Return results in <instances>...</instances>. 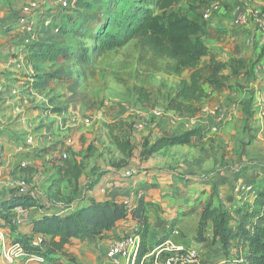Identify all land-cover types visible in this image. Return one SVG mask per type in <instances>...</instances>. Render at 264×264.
Instances as JSON below:
<instances>
[{
    "label": "rangeland",
    "instance_id": "obj_1",
    "mask_svg": "<svg viewBox=\"0 0 264 264\" xmlns=\"http://www.w3.org/2000/svg\"><path fill=\"white\" fill-rule=\"evenodd\" d=\"M91 1L93 7L78 15L72 7L64 9L60 0H0V36L10 38L6 41H2L3 37L2 40L0 38L1 50L7 44L14 50L17 46L26 50L29 44L38 40L64 44L70 50L61 61L49 63L36 59L28 63L23 59L24 68L18 70L21 73L7 74L6 71H0V82L4 79L3 75H15L14 79H10L11 91L18 87L15 85L20 81L22 84L17 93L20 89L22 92H29L28 102L23 101V106L17 108L23 112L18 113L19 117L13 114L7 118L8 115H5L7 121L5 120L3 132H7L12 140L20 142L23 150L13 154L15 148H7L10 149L7 153L12 156L4 163L5 181L0 183V198L17 194L18 182L25 180L29 187L27 195L39 203L68 206L88 192L87 187L92 180H97L100 174L106 172L105 177H101V185H97L92 192L105 195L113 187L117 188L115 186H131L132 190L127 189L133 197L129 207L131 210L142 195H149V191L138 189L140 178L144 180L148 171L161 174L162 181L169 180L173 177L172 174L177 173L190 176L191 179H202L209 190V195L200 201L204 207L211 198L215 205L219 202L222 182L231 179L233 193L239 195V198L252 201V192L248 193L252 185L249 184V170L255 155L249 156L248 152L252 139L251 129L240 125L239 110L232 114L234 116L230 124L229 120L225 123L217 121L222 115V120L227 118L226 113L221 112L225 108V95L217 94L198 105L201 110L207 108L208 117L215 119L217 125L222 123L217 126L218 131L211 132L212 140L207 143L206 150L201 151L196 145L179 146L150 157L142 156L146 139L152 142L163 135L181 133L191 126V118H195L200 124L207 119L200 117V109L196 115L188 116L170 107L174 103L171 97L177 93L181 77L145 71L138 63L139 52L134 43L100 56L89 53L88 61L81 59L84 56L82 54L86 53L84 48H92L93 40L89 35L105 18L112 3V0ZM218 1L223 8L226 6ZM197 3V0H186L175 9L192 15ZM30 5L32 13H23V8ZM229 6L232 7L230 3ZM256 10L261 13V8ZM203 12V8L197 10L199 16ZM66 15L74 17L77 22L68 35L59 33L54 27L65 24ZM22 18L29 25H23ZM46 18L52 22V26L51 23L48 24L49 21H44ZM218 56L222 59L220 54ZM207 61V57L203 58L202 63ZM28 66L32 68L31 76L24 73ZM44 73L51 80L43 88H34L33 81H26V78L32 79L33 75ZM188 75L189 71H186L182 77L186 78ZM19 77L21 80L17 79ZM135 84H143L147 88L151 95L150 102L136 103L132 99L127 87ZM204 86L207 88L208 84L204 83ZM3 88H0V94L5 90L9 91V88ZM253 104L254 102L247 104L252 115ZM6 108H1L0 112H6ZM212 111L218 112V115H211ZM30 136L33 141L28 144L27 138ZM118 137L131 140L134 146L132 157L120 152L117 147ZM235 146H239L238 158ZM12 159L15 167H11ZM127 171H130L129 175ZM127 183L133 186H126ZM199 185L203 186L201 183ZM242 199L240 202H243ZM199 228L197 239L210 243L209 259L204 264H218L220 254V257L227 258L241 253L236 245L232 248L237 244L236 239L232 241L227 253L220 243L217 246L212 236H205L201 226ZM8 252L7 246L5 253ZM211 256H214L213 261Z\"/></svg>",
    "mask_w": 264,
    "mask_h": 264
},
{
    "label": "trees",
    "instance_id": "obj_2",
    "mask_svg": "<svg viewBox=\"0 0 264 264\" xmlns=\"http://www.w3.org/2000/svg\"><path fill=\"white\" fill-rule=\"evenodd\" d=\"M183 1L186 0H112L105 18L89 35L93 40L92 48L85 47L86 53L82 54L84 56L81 59L88 61L89 53L100 56L107 52L119 51L134 43L139 52L138 63L145 71L181 77L177 93L171 97L174 103L170 107L180 114L196 115L200 109L198 105L209 96L208 88L216 91L231 88L235 82L237 84V78L246 66L237 58L221 59L218 53L205 43V21L197 10L203 8L208 0H197L192 15L175 9ZM71 7L75 13L81 15L83 11L90 10L93 3L91 0H74L64 9ZM65 17V24H57L54 27L59 33L68 35L77 22L72 16ZM44 21L49 20L46 18ZM48 24L52 26L51 21ZM63 45L47 40L35 41L28 45L25 59L29 63L36 59L49 63L61 61L69 50L68 46ZM206 57L208 61L202 63ZM186 71H189V75L183 78L182 75ZM50 80L45 73L35 74L33 87L43 88ZM204 83L208 84L207 88ZM127 88L136 103L150 102L151 95L143 84ZM206 134L203 126H196L183 133L163 135L152 142L146 139L141 154L143 157H149L164 149L189 145L193 139L202 145ZM117 147L125 156H133L134 146L129 138L118 137ZM105 173L100 174L97 180H92L88 190H94ZM263 187V184H253L250 188L252 201L242 199V205L235 209L236 212H244V216L251 221L244 219L233 224V216L227 206L222 202L215 205L213 198L204 207L200 225L202 229L205 230L211 221L213 241L220 243L228 253L232 241L236 239L237 244L234 245L241 249V253L227 257L225 263L218 264H264ZM87 200L86 205L77 206L63 215L53 213L34 219L32 234L38 236L39 240L34 241L33 237L18 234L15 243L19 244L27 255L41 256L45 263L52 264L54 262L51 255L66 254L65 247L74 239L99 238L119 221L131 216L139 222L135 233L140 238V247L135 264H140L144 255L149 253L147 238L150 224L147 217L148 203L144 197H141L131 210L123 203L98 201L93 196H87ZM20 205L25 208L42 207L41 203L28 195H11L7 201L0 204V215L12 229L17 225L13 211ZM144 264L158 263L155 262L154 256H150L144 260Z\"/></svg>",
    "mask_w": 264,
    "mask_h": 264
},
{
    "label": "crops",
    "instance_id": "obj_3",
    "mask_svg": "<svg viewBox=\"0 0 264 264\" xmlns=\"http://www.w3.org/2000/svg\"><path fill=\"white\" fill-rule=\"evenodd\" d=\"M214 1L219 2L218 0H208V2L204 4L203 11L206 10L208 4ZM220 1L226 4L223 12L212 16L209 20H204L205 25L203 37L205 43L213 51L220 54L222 59L228 60L230 58H237L243 61L246 67L243 73L237 78V84L235 82L231 88L223 89L222 91L208 88L207 91L209 96L206 99L208 100L217 94L225 95V102H223L225 103V108L221 109V112L226 113L227 118H223L224 120H222V115L217 121L219 120L225 123L226 120H229L228 123L230 124L233 121L234 115L232 114L239 110L241 116L240 125L251 129L252 139L248 145L249 156L255 154L253 156V165L249 170L251 177L248 178L251 180L249 184H263L264 186V0ZM229 3L232 7L229 6ZM245 6H247V9H244ZM251 8H261V13L258 15L249 13ZM229 18H231V20H229ZM4 36H0L1 40L2 37L4 38L2 41L10 39L9 36ZM9 45L10 44L3 46V50L0 48V71H6L7 74L21 73L18 71L21 70V65H18L17 63L22 62L23 59H25L27 51L21 46H17L14 50V48H11ZM22 68L24 67L22 66ZM26 69L27 70H25L26 72L24 73L31 76L30 73L32 72V68L28 66ZM3 76L4 79L0 82V88H9V91L7 92V90H5V92L0 94V109L7 107V111H4L5 113L0 112V164L2 163V165H0V183L5 181L3 177V174L6 171L4 163L7 159H11L12 156L7 153L8 150H10L7 148L14 147L15 150L13 154L23 150L20 142H17L14 139L12 140L9 138L7 132H3L4 125L7 121L5 115H8L7 118H10L13 114H15L16 117L18 113L22 114L23 112H20L17 108H20L19 106L21 105L23 106V101L28 102L27 96L29 93L28 91L22 92L21 89L20 92L17 93L18 87L22 84L20 81L18 82V85H15L18 87H14V89L12 88L14 91H11L10 86L12 82H10V79H14L15 75ZM17 79L21 80V77ZM26 79V81H33V78ZM227 96H229L228 100H226ZM17 102L19 103L16 104ZM251 102H254L253 115L252 112L249 113L250 107H247V104ZM201 109V112L199 111L201 113L200 117L206 118L207 120L202 121V124H200L195 118H191V126L183 132L196 126H203L206 129L207 134L203 143H201L202 145H199L198 142L193 139L191 144L179 146L189 147L196 145L201 151H204L206 150L207 143L212 140L210 137L211 132L218 131L219 127L217 126H220L222 123L217 125L215 119L208 117L209 114L207 113V108H203V110ZM211 115L217 116L218 112L212 111ZM235 150V152L238 153L236 156L238 158L239 146H235ZM10 162L12 163L11 167H15L13 159ZM146 172L147 175L144 177V180L143 178H140V187L138 189L143 188L144 190L149 191V195L145 194L141 196L144 197V200L148 203L147 217L150 228L147 245L149 252L153 251L160 242L168 239L175 244L198 249L204 264L209 259L208 247L210 243L207 240L205 242H200L197 238L200 234L199 226L201 224V216L204 209V205L200 204V201L205 196L209 195V190L205 186L206 184L201 181L202 179H191L192 177L190 176L178 173L175 175L172 174L173 177L169 180L164 179L162 181L161 179L163 178L161 174ZM141 174L140 176H142ZM232 180L233 179L222 182L221 186L223 189L220 191L218 199L219 202H222L230 210L233 216L232 223L235 224L236 221L250 219H247L244 216V212L235 211L237 207L242 205V202H240V199L242 198H239L240 196L236 195L235 192L233 193V188H231L233 184ZM200 183L203 184V186L199 185ZM99 185H101V182L98 186ZM127 185L129 186L132 184L127 183L126 186ZM251 186L249 188H251ZM115 187L117 188L113 187L106 192L105 195L96 194L92 192L93 190H88V192L83 194V196L71 206L41 203L42 207L34 206L26 208L28 214L27 218L22 222H18L17 225L14 226V229H12L6 220L0 215V264H48L39 259L41 256L27 255L25 252L21 253L18 249V244L15 243L16 236L18 234L27 235L33 237L34 241H38L39 237L32 234V221L34 219H40L46 214L53 213L63 215L77 206L86 205L88 203L87 196H93L98 201L110 200L120 204H124L125 200L131 201V199H133L127 190H132L131 186L127 188ZM96 188L97 186L94 190ZM202 192L203 194H201ZM249 192L252 191L250 190L248 193ZM8 199L7 196L2 197L0 204ZM13 216L14 218L16 217L15 211H13ZM138 226L139 222L129 216L127 219L119 221L110 230L105 231L99 238L80 237L74 239L71 244H68L65 247L66 254L58 253L51 255V258H53L52 262H54L52 264H115L114 260L107 254L112 242L117 237L135 232ZM204 232L206 237H213L211 221L208 222ZM218 245L217 242V246ZM7 246L9 252L5 253ZM234 246L235 245H233L232 248H234ZM220 255L217 260H219V263H225L226 258L220 257ZM70 258H73V260ZM210 259L213 261L214 256H211ZM120 264H128V261L125 258H122Z\"/></svg>",
    "mask_w": 264,
    "mask_h": 264
},
{
    "label": "built area",
    "instance_id": "obj_4",
    "mask_svg": "<svg viewBox=\"0 0 264 264\" xmlns=\"http://www.w3.org/2000/svg\"><path fill=\"white\" fill-rule=\"evenodd\" d=\"M61 6L66 8L71 5L69 0H60ZM32 5L25 6L23 8V13L30 14L32 13ZM224 8L219 2H212L208 4L206 10L202 14L204 20H209L212 16L216 14H221ZM249 13L258 15L260 12L254 8L249 10ZM24 23L23 25H29L25 23L24 18L21 19ZM1 27V26H0ZM18 65L23 66V61L17 63ZM20 67V66H19ZM33 138L30 136L27 138V143H32ZM66 157V156H65ZM24 166V164H22ZM127 174H130V171H127ZM29 191L28 184L25 180L18 182L17 185V194L27 195ZM130 200H125L124 205L126 207L131 206ZM130 209V208H129ZM14 211L16 212V217L14 222H22L27 218L26 208L23 206L15 207ZM18 249L21 253H24L23 248L18 244ZM140 247V238L133 232L130 234H125L123 236L117 237L111 244V247L108 250V256L114 260L115 264H120L121 259L125 258L128 261V264H135ZM165 254V255H164ZM150 256H154L155 262L160 264H203L200 252L194 247H187L179 244L173 243L171 240H164L158 244L155 249L144 255L140 264H144V260ZM41 261L44 262L42 257H39Z\"/></svg>",
    "mask_w": 264,
    "mask_h": 264
}]
</instances>
